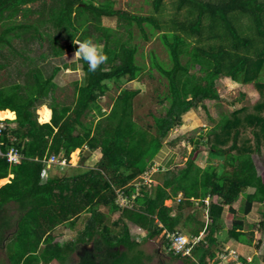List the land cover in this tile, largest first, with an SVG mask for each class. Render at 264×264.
<instances>
[{"label":"trees","instance_id":"1","mask_svg":"<svg viewBox=\"0 0 264 264\" xmlns=\"http://www.w3.org/2000/svg\"><path fill=\"white\" fill-rule=\"evenodd\" d=\"M49 1L0 0V69L13 56L27 65L24 72L18 66L22 83L16 80L0 86V113L6 116L0 151L15 147L22 155L18 164L0 155V179L13 174L0 186V249L5 240L9 264H64L81 244L89 242L108 255L110 264H145L143 259L149 256L139 248L141 241L131 237L126 221L146 231V239L164 230L199 236L206 229L189 254L169 252L186 264L209 262L224 251L226 242L253 243L256 233H264V174L257 172L252 157L264 152V0H170L173 12L169 19L159 16L167 0H152L154 14L146 16L117 9L114 0ZM34 3L38 9L26 7ZM35 13L36 21L29 22V15ZM102 17H115L117 27L104 26ZM134 25L145 39L146 26L161 32L160 40L171 60V66L164 67L155 55L151 58L168 88L160 99L167 103L166 111L153 116L154 124L148 129L134 119L138 89H121L109 113L99 104L111 83L120 87L143 71L136 60L137 45L132 43ZM13 38L29 44L36 41L41 47L47 43L48 51L32 58L24 49L15 48ZM85 40L101 46L107 59L95 72L80 60L82 78L73 83L74 102L60 104L54 96L60 67L46 75L37 59L61 57L67 46L76 51V41ZM3 47L8 48V57ZM221 77L243 84L254 82L263 97L254 106L256 112L242 117L245 108H241L221 116L207 133L188 138L194 149L184 167H166L158 183L144 184L139 177L151 168L169 132L182 124L183 114L201 107L211 118L207 103L220 100L216 81ZM47 101L51 117L40 123L36 109ZM12 111L16 118L9 120L15 117ZM93 111L99 119L87 120ZM202 146L221 164L197 165L195 156ZM83 147L100 151L93 167L42 175L52 155L68 162L70 154ZM54 167L63 170L69 164ZM169 199L176 202L175 209L165 205ZM196 202L208 213L207 225L197 213L186 214ZM11 203L16 205L15 214L8 209ZM255 203L263 209L258 221L248 223L246 216ZM100 207L119 214L112 223L114 231ZM225 207L231 214V227L221 240ZM238 210L242 215H237ZM84 212L87 215L75 238L55 241L53 230L62 224L74 229ZM162 241L166 246L167 241ZM99 256L104 262L105 256ZM260 257L264 264V254ZM246 260L242 255L239 261L247 264Z\"/></svg>","mask_w":264,"mask_h":264},{"label":"rangeland","instance_id":"2","mask_svg":"<svg viewBox=\"0 0 264 264\" xmlns=\"http://www.w3.org/2000/svg\"><path fill=\"white\" fill-rule=\"evenodd\" d=\"M101 0H94L95 3H98ZM114 7L117 9H124L133 14L146 16L154 14L152 8V0H114ZM50 1L46 0L48 4ZM26 7L31 8L32 10L38 9L39 4H28ZM173 8L170 0H167L165 4L164 11L159 15L165 19H169L172 14ZM158 15V14H157ZM38 17V14H31L28 17L29 22H35ZM18 22H21V17L17 18ZM101 22L104 26L116 28L117 19L102 17ZM147 38H143L141 35L140 29L134 25L133 27V39L132 43L137 45V62L142 65L143 71L136 80L122 82L120 87L111 83V88L109 92L99 101L101 109L105 113H109L113 107L114 100L123 88L129 89H138L139 94L134 99V119L144 128H151L154 124L153 116H160L165 113L167 103H161V97L167 92V80L160 74L159 70L152 66V56L155 55L156 60L161 63L164 67L171 66V60L167 49L162 44L160 40V33L158 31L150 30V27L146 26ZM12 42L16 49L22 48L25 51V54L31 56L32 58H38L41 52H47L48 46L47 43H44V46H39L38 43H27L20 41L17 38H13ZM76 43H78L76 41ZM68 44V43H66ZM78 46V44H77ZM102 49V47L100 46ZM3 54L10 55V52L7 47H3ZM75 50L71 46H67L64 54L61 57L55 58L48 56L44 61H38L39 66L43 69L46 75H50L54 67H60V71L57 73L55 80L58 82V87L55 90L54 96L58 103L60 104H73L74 102V85L75 81H80L82 78V69L81 62L79 58H74ZM19 57H14L12 61L8 63L6 68L0 69V86L9 85L10 83L18 80L20 83L24 81L23 74H18L17 70L20 65V69L26 71L27 65L20 61ZM20 62V63H19ZM19 71V70H18ZM264 80V79H263ZM216 88L220 96L219 101H209L207 103L208 114L201 108L190 109L188 112L182 115V124L173 128L168 136L163 140V149L158 154L157 159L154 160L151 168L146 171L144 174L145 182L148 184L151 181V184H156L159 182V175L162 172L163 168L159 165L162 159H167L171 155L174 156V163L172 167H184L188 158L193 154L194 146L189 143L188 138L193 137L194 139L198 138L200 134H205L211 130L218 120L223 115H231L235 110L245 108L242 112V117L247 113H255L254 106L263 100L261 92L257 89L254 82L243 84L231 80L228 77H221L216 81ZM48 102L39 105L36 109L38 120L40 123H44L50 116V108ZM95 111L91 112L87 120L97 121L99 119L98 115H95ZM0 120L5 119L1 117ZM15 118V117H14ZM13 118V119H14ZM11 119V120H13ZM48 122V121H47ZM154 130H152V133ZM74 152H76L74 154ZM74 154V155H73ZM88 155V158L84 163H81V159ZM100 157V151L94 150L89 151L86 147L78 148L70 154L68 161L69 167L66 169L56 168L57 164H48L47 171L49 173H54L56 175H62L63 173H72L74 170H84L88 167H93L97 160ZM160 157V158H158ZM256 170L259 174H264V152L262 154H255L252 156ZM160 159V160H159ZM156 161V162H155ZM158 161V164H157ZM220 159H211L208 156V150L206 147H200L197 150L195 156V163L201 168H205L209 164H214L218 166L221 164ZM139 178H142L140 176ZM7 181V180H5ZM144 181V180H143ZM4 180L0 181V185L3 184ZM242 200V199H241ZM124 203L123 201H121ZM165 205L170 207L174 203L172 200H166ZM241 203V202H240ZM240 203L236 206L239 207ZM263 207L259 203H255L252 209V212L246 216L248 223L258 221L260 215L259 211ZM100 210L106 214V224L114 231L112 223L119 215L118 213L109 212L107 207H100ZM175 211H173L174 213ZM188 212L197 213L198 219L204 222V224L210 223L208 213L206 209L198 205L196 202L195 205L186 210ZM10 213L15 214V210H10ZM11 215V214H10ZM87 215L86 212L82 213L76 223L75 228H70L68 224H62L56 227L53 230V235L55 241L59 243H64L68 240H72L76 236V232L81 229L84 222V218ZM237 215H242L240 210L237 211ZM128 223L131 237L137 241H141L139 248L149 256V259L144 258L143 262L145 264H186L183 260L178 258H172L169 255V251L165 248L162 238L163 232L155 238L146 239V231L142 228L135 226L134 224ZM222 224L220 229L221 240L226 239V231L231 227V214L227 207L223 212ZM14 227H12V232ZM205 230L199 234L201 237L205 234ZM219 232V231H218ZM256 237H258L256 235ZM256 239V238H255ZM262 243V242H261ZM5 244H3L4 246ZM0 249V264H9L7 257V252L5 246ZM7 246V245H6ZM261 246V245H260ZM246 251L247 256L253 255L256 257L255 264H262V259L260 255L264 252V245L259 249L255 248V243L245 244L243 247ZM123 249V248H121ZM225 249H230L229 252H226L225 259L230 261L231 259L238 258L242 254L238 248H232V245L229 242H226ZM245 255V254H244ZM78 260L75 252L71 253L68 257L66 263L64 264H74ZM239 262V261H238ZM49 264H61V263H49ZM240 264V263H239Z\"/></svg>","mask_w":264,"mask_h":264},{"label":"built area","instance_id":"3","mask_svg":"<svg viewBox=\"0 0 264 264\" xmlns=\"http://www.w3.org/2000/svg\"><path fill=\"white\" fill-rule=\"evenodd\" d=\"M4 129H6V125L3 122H0V133ZM0 155L5 156L7 161L12 164L19 163L22 158L20 151L15 147L9 148L6 153H2L0 151ZM46 163L47 165L54 163L59 165L60 167H63L68 164L67 160L64 157L58 158L54 155H52ZM121 201L124 202L125 200H121ZM121 204H125V203L121 202ZM163 237L167 241L166 243L169 251H172L173 254L181 253L182 255L189 254L192 246L195 245L200 240V236H192V235L187 236V235H183L179 231L164 232ZM229 250L225 249L221 253L218 252L216 257L210 260L209 263L207 264H232V262L235 264H239V263L242 264L238 260V258L231 259L230 261L228 260L226 261L225 255L227 251L229 252Z\"/></svg>","mask_w":264,"mask_h":264},{"label":"clouds","instance_id":"4","mask_svg":"<svg viewBox=\"0 0 264 264\" xmlns=\"http://www.w3.org/2000/svg\"><path fill=\"white\" fill-rule=\"evenodd\" d=\"M76 44H78V49L76 50V52H75V55H74V58H79L80 60H82V61H84L86 64H87V66H88V70L89 71H91V72H95L96 70H97V68L102 64V63H104L105 62V60L107 59V57H106V55L103 53V51H102V49L100 48V46L99 45H97V44H95V43H93L91 40H85V41H80V42H78V43H76ZM2 111V110H1ZM51 117V116H50ZM15 118H16V113H15ZM14 118V119H15ZM13 119V120H14ZM6 119H4V120H0V122H3L4 123V121H5ZM9 120H11V119H9ZM50 120V119H49ZM5 124V123H4ZM6 125V124H5ZM5 157V156H4ZM22 159V158H21ZM50 159V158H49ZM48 159V160H49ZM48 160H46L45 161V163L48 161ZM21 161V160H20ZM20 163V162H19ZM12 164V163H11ZM16 164H18V163H16ZM47 164V163H46ZM52 164H54V163H52ZM46 171H47V166H46V168H45V170L43 171V173H42V175H44V176H47L48 174H46ZM147 172H144L141 176H142V179L144 180V182L146 181L145 180V175L144 174H146ZM150 183H151V181H150ZM149 183V184H150ZM144 184H147L148 186H149V184H148V182H145ZM180 197H181V195L179 194L178 195V197H177V201L176 202H178L179 201V199H180ZM169 200H172V199H169ZM208 198L207 199H205V202L207 203L208 202ZM174 203L172 204V206H173V209H175V206H176V202L174 201V200H172ZM174 231H179V232H181L183 235H187L188 236V234H186V233H184V232H182V231H180V230H178V229H176V230H174ZM164 232H170V231H167V230H164L163 231V235H164ZM173 232V231H172ZM200 236V235H199ZM203 237V236H202ZM202 237L200 236V240L202 239ZM162 238L164 239V237L162 236ZM165 240V239H164ZM165 248H167L168 249V247H167V245L165 246ZM169 251V250H168ZM170 252V251H169ZM172 252V251H171ZM179 254H181V253H179ZM176 255V254H175ZM216 257V256H215ZM214 257V258H215ZM213 258V259H214ZM241 262V261H240ZM207 263H209V262H207ZM207 263H205V264H207ZM233 263V262H232Z\"/></svg>","mask_w":264,"mask_h":264},{"label":"crops","instance_id":"5","mask_svg":"<svg viewBox=\"0 0 264 264\" xmlns=\"http://www.w3.org/2000/svg\"><path fill=\"white\" fill-rule=\"evenodd\" d=\"M2 111H6V110H2ZM5 117V119H6V116H5V114L4 113H2V117ZM2 120H4V119H2ZM13 125V124H12ZM158 158H160V157H158ZM157 159V157L154 159V160H156ZM160 160V159H159ZM156 162V161H155ZM174 163V156L173 155H171L170 157H168L167 159H162V161H160V163H159V165H161V167L164 169V168H166V167H172V164ZM157 164H158V161H157ZM48 174H50L49 172H48ZM13 177V174H9L7 177H5V178H2V179H0V181L1 180H4V182H3V184H1L0 186H2V185H4L5 183H8L9 181H10V179ZM5 180H7V181H5ZM15 208H16V205H15V203H11L10 204V206H8V209L9 210H15ZM132 224V223H131ZM136 226V225H135ZM7 232V231H6ZM8 237L10 236L9 235V233L7 232V234H6ZM256 235L258 236V237H256ZM255 238L256 239H254V243L255 244H257V243H259V241H261L260 242V244H259V252H260V249L262 248V245H264V233H262V234H259V233H256L255 234ZM5 240L3 241V244H5ZM232 246H234V247H236V248H238V250L240 251V253L245 257V258H247V262L249 263V264H255V260H256V257H253V255H251V256H247L246 255V250L243 248L244 247V244H242V243H240V242H237V241H234V242H231L230 243ZM261 245V246H260ZM255 248H257V247H255ZM245 254V255H244ZM262 254H264V252L262 253ZM261 254V255H262ZM260 255V256H261ZM247 263V264H248ZM263 264V263H262Z\"/></svg>","mask_w":264,"mask_h":264},{"label":"flooded vegetation","instance_id":"6","mask_svg":"<svg viewBox=\"0 0 264 264\" xmlns=\"http://www.w3.org/2000/svg\"><path fill=\"white\" fill-rule=\"evenodd\" d=\"M78 260L74 264H110L111 260H108V255H105L102 251H97L94 248V243L89 242L86 244H81L80 247L75 251ZM101 254L104 258V262H101L98 258ZM109 262V263H108Z\"/></svg>","mask_w":264,"mask_h":264},{"label":"bare ground","instance_id":"7","mask_svg":"<svg viewBox=\"0 0 264 264\" xmlns=\"http://www.w3.org/2000/svg\"><path fill=\"white\" fill-rule=\"evenodd\" d=\"M2 115V113H0ZM2 117V116H1Z\"/></svg>","mask_w":264,"mask_h":264},{"label":"water","instance_id":"8","mask_svg":"<svg viewBox=\"0 0 264 264\" xmlns=\"http://www.w3.org/2000/svg\"><path fill=\"white\" fill-rule=\"evenodd\" d=\"M9 110V109H8ZM12 112H14V111H12ZM15 113V112H14Z\"/></svg>","mask_w":264,"mask_h":264}]
</instances>
